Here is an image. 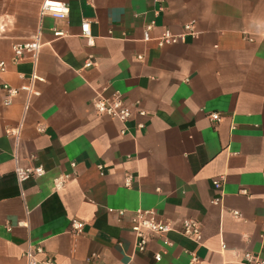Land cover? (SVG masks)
I'll list each match as a JSON object with an SVG mask.
<instances>
[{"label": "crops", "instance_id": "1", "mask_svg": "<svg viewBox=\"0 0 264 264\" xmlns=\"http://www.w3.org/2000/svg\"><path fill=\"white\" fill-rule=\"evenodd\" d=\"M43 1L0 0V264H26L28 244L54 264L264 258V0H50L68 5L63 20L40 15ZM188 23L195 38L158 46ZM33 37L36 60L13 64L11 44ZM32 74L35 93L20 89ZM3 84L18 89L7 106ZM113 93L132 108L125 123L93 108ZM17 126L18 136L6 133ZM31 164L44 173L18 182L15 167ZM60 176L68 179L55 188ZM137 208L172 226L144 252L130 230ZM187 218L200 222V242L179 233Z\"/></svg>", "mask_w": 264, "mask_h": 264}, {"label": "built area", "instance_id": "2", "mask_svg": "<svg viewBox=\"0 0 264 264\" xmlns=\"http://www.w3.org/2000/svg\"><path fill=\"white\" fill-rule=\"evenodd\" d=\"M68 5L64 2L60 1H50L44 0L40 7V15H50L57 20H63L68 15ZM153 27V23L146 25L144 30V40H150V31ZM198 32L194 27L193 23L185 24L183 27V32L180 34H173L169 30H165L161 36L158 37V46L162 47L164 45L175 44L177 42H181L184 40L185 36H191L195 38ZM66 33L62 30L54 29L53 36L54 37H62L65 36ZM81 35L86 38L87 43L91 45L92 38L90 36V27L89 23L85 22L81 25ZM41 43L38 37H33L28 40H20L13 42L11 44L12 51V60L13 64L18 63L24 58H30L34 62L36 60V56L40 50ZM141 58V57H140ZM94 64L92 58H88L84 64V67H89ZM7 69V64L5 61L0 60V73L5 72ZM38 78L36 75L32 74L30 78V83L27 85L21 86L20 89L26 90L29 93H35L33 91L32 82ZM2 89L6 91V97L3 99V105L7 106L12 103L13 97L17 94L18 89L13 88L7 84L2 85ZM93 108L95 112L100 116H107L109 118L120 121L121 123H125L132 116V108L128 104L125 103L123 98L118 93H113L110 97L96 96L92 102ZM138 115L143 116L145 112L140 110L137 112ZM210 120L213 122H219L222 117L220 114L213 112L209 115ZM41 130V129H39ZM6 133L18 136L20 131V126L10 128H6ZM125 131V127H123L122 132ZM72 167L75 166L74 163L71 164ZM44 173V168L41 165H27L20 166L17 165L14 169V174L18 180V182H23L30 178L40 176ZM68 176H60L54 180L55 188H61L65 182L67 181ZM131 183V178L128 176L125 181V185L129 186ZM213 186L215 188H220L221 184L218 180L213 181ZM214 203H218L217 199L213 200ZM125 211H118V216L124 215ZM232 215L235 218L240 217L239 212L232 211ZM131 220V232L134 234L135 247L138 252H144L147 247L148 240L151 236H163L170 230H172V226L169 222L162 220L156 216V213L151 209H141L137 208L134 210L130 217ZM83 227V222L78 220H72V232L79 233ZM179 233L189 238L194 242H200L202 239L201 233V225L200 222L193 219L187 218L182 220L181 227ZM169 244V242H167ZM225 246L222 244V248ZM22 257L25 260L26 264H54V258L46 253L45 249L40 245H32L28 244L27 248L22 253ZM160 254H154L155 260H160ZM192 262L196 261V256L192 255ZM238 264H264V258H262L259 254L253 252H244L242 254L241 260Z\"/></svg>", "mask_w": 264, "mask_h": 264}]
</instances>
